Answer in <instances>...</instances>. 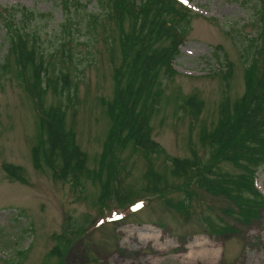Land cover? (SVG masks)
<instances>
[{
  "label": "rangeland",
  "instance_id": "rangeland-1",
  "mask_svg": "<svg viewBox=\"0 0 264 264\" xmlns=\"http://www.w3.org/2000/svg\"><path fill=\"white\" fill-rule=\"evenodd\" d=\"M178 1L192 14L175 60L177 74L162 77L164 91L150 125L152 137L171 155L188 157L197 149L203 158L209 155L200 140L203 128L211 129L224 107L246 90L245 69L254 52L247 39L259 33V15L254 0ZM70 2L67 9L64 0H0V12L9 17L13 6L34 11L12 15V25L36 44L52 77L64 82L61 72L69 75L66 92L50 86L44 102L66 108L67 128L76 133L88 165L96 168L112 125L104 102L115 96L120 31L100 0ZM96 15L101 24L93 22L88 30L86 24ZM8 49L0 21V64ZM13 67L0 73V264H264V209L255 219L239 220L231 200L189 177L173 176L163 156L153 162L166 176L165 187L153 192L146 187L142 155L126 150L130 175L124 182L135 191L126 203L100 199L99 183L88 181L79 188L37 170L31 149L38 141L39 115ZM192 95L201 101L198 115L185 101ZM5 163L21 166L25 181L9 178ZM256 182L264 195L263 169ZM228 208L233 213L228 215ZM59 236L68 240L60 260L50 255ZM199 245L215 247L218 254L206 260Z\"/></svg>",
  "mask_w": 264,
  "mask_h": 264
},
{
  "label": "trees",
  "instance_id": "trees-1",
  "mask_svg": "<svg viewBox=\"0 0 264 264\" xmlns=\"http://www.w3.org/2000/svg\"><path fill=\"white\" fill-rule=\"evenodd\" d=\"M64 1L68 9L71 2ZM254 1L259 33L247 39L254 52L245 69L246 90L233 104L224 107L211 129L203 128L200 140L209 155L202 158L197 149L188 157L171 155L152 137L150 125L164 91L162 77L172 79L177 74L174 62L185 41L191 10L178 0H100L102 8L107 9L103 15L120 31L122 60L114 69L115 96L104 102L112 125L96 168L88 165L87 153L78 144L76 133L67 128L66 108L47 107L44 102L50 86L59 94L66 92L69 75L61 72L64 82L59 81V75L52 77L36 44L12 25V15H33L34 11L13 6L9 17L0 12L9 41L0 73H10L15 67L18 81L33 96L39 115L38 141L31 149L34 167L50 171L55 179L73 181L79 188L88 181L99 183L100 199L115 197L119 203H126V197L135 193L132 184L124 182L130 175L125 162L128 160L123 156L126 150L142 155L147 167L144 177L149 181L146 187L153 192H162L165 187L166 176L156 170L153 162V157L163 156L170 162L173 176L189 177L190 182L197 181L208 192L231 200L239 210V220L257 218L264 209V195L256 183L259 170H264V0ZM99 20L97 15L90 19L88 30L94 28L93 22L101 24ZM185 101L198 115L199 97L192 95ZM3 168L9 178L25 181L21 166L5 163ZM183 205H187L186 200ZM231 213L233 208H228L227 214ZM67 242L59 236L50 255L60 260Z\"/></svg>",
  "mask_w": 264,
  "mask_h": 264
},
{
  "label": "bare ground",
  "instance_id": "bare-ground-1",
  "mask_svg": "<svg viewBox=\"0 0 264 264\" xmlns=\"http://www.w3.org/2000/svg\"><path fill=\"white\" fill-rule=\"evenodd\" d=\"M197 250L201 251L200 252V256L204 259H208L210 258V260L214 259L216 257V255L218 254V249L215 248V247H210V248H207L206 246H203V245H199L197 247ZM194 254V253H193ZM195 254L192 256L194 257Z\"/></svg>",
  "mask_w": 264,
  "mask_h": 264
},
{
  "label": "snow or ice",
  "instance_id": "snow-or-ice-1",
  "mask_svg": "<svg viewBox=\"0 0 264 264\" xmlns=\"http://www.w3.org/2000/svg\"><path fill=\"white\" fill-rule=\"evenodd\" d=\"M185 2H187V0H185Z\"/></svg>",
  "mask_w": 264,
  "mask_h": 264
}]
</instances>
